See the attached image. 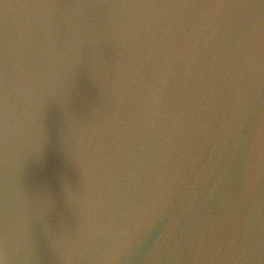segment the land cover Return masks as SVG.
Masks as SVG:
<instances>
[{
	"label": "water",
	"instance_id": "obj_1",
	"mask_svg": "<svg viewBox=\"0 0 264 264\" xmlns=\"http://www.w3.org/2000/svg\"><path fill=\"white\" fill-rule=\"evenodd\" d=\"M0 264H264V0H0Z\"/></svg>",
	"mask_w": 264,
	"mask_h": 264
}]
</instances>
